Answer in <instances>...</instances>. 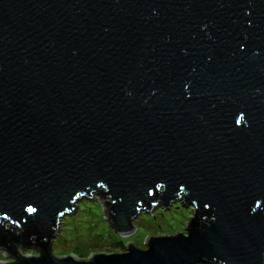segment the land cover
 <instances>
[{
	"label": "water",
	"instance_id": "1",
	"mask_svg": "<svg viewBox=\"0 0 264 264\" xmlns=\"http://www.w3.org/2000/svg\"><path fill=\"white\" fill-rule=\"evenodd\" d=\"M91 194L119 235L176 200L191 217L145 249L54 255ZM0 249L264 264V0H0Z\"/></svg>",
	"mask_w": 264,
	"mask_h": 264
},
{
	"label": "rangeland",
	"instance_id": "2",
	"mask_svg": "<svg viewBox=\"0 0 264 264\" xmlns=\"http://www.w3.org/2000/svg\"><path fill=\"white\" fill-rule=\"evenodd\" d=\"M91 199L82 198L75 202V210L59 219L58 230L50 242L54 255H74L77 259H86L93 253H110L111 243L119 241L124 247L130 243L139 249H145V236H170L175 233L185 235V225L191 217V207L176 200L167 205V209L158 205L150 212L141 211L131 222L133 230L119 235L107 224L103 214L105 198L91 194ZM16 246L19 255H36L31 247ZM5 251L0 249V262L12 261L4 257ZM120 253V252H115Z\"/></svg>",
	"mask_w": 264,
	"mask_h": 264
},
{
	"label": "trees",
	"instance_id": "3",
	"mask_svg": "<svg viewBox=\"0 0 264 264\" xmlns=\"http://www.w3.org/2000/svg\"><path fill=\"white\" fill-rule=\"evenodd\" d=\"M110 248V252H121L123 250V246L119 243V241H113Z\"/></svg>",
	"mask_w": 264,
	"mask_h": 264
},
{
	"label": "bare ground",
	"instance_id": "4",
	"mask_svg": "<svg viewBox=\"0 0 264 264\" xmlns=\"http://www.w3.org/2000/svg\"><path fill=\"white\" fill-rule=\"evenodd\" d=\"M35 253H36V251H35Z\"/></svg>",
	"mask_w": 264,
	"mask_h": 264
}]
</instances>
